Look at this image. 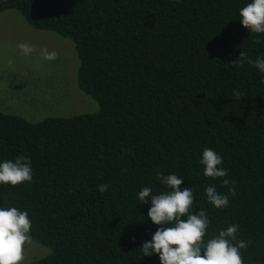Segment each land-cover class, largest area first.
<instances>
[{
    "label": "trees",
    "instance_id": "16d2710c",
    "mask_svg": "<svg viewBox=\"0 0 264 264\" xmlns=\"http://www.w3.org/2000/svg\"><path fill=\"white\" fill-rule=\"evenodd\" d=\"M250 2L0 0V11L72 41L76 86L97 105L36 122L0 111V162L28 156L33 170L31 182L0 184V207L27 211L31 240L49 249L27 264H160L140 250L160 226L150 199H138L143 187L170 190L158 173L193 189L192 212L211 221L205 241L236 223L251 242L245 264H264V73L232 63L240 51L264 58V33L239 16ZM205 147L226 177H205ZM99 184L110 187L101 194ZM209 185L228 207L208 202Z\"/></svg>",
    "mask_w": 264,
    "mask_h": 264
},
{
    "label": "clouds",
    "instance_id": "9594fccd",
    "mask_svg": "<svg viewBox=\"0 0 264 264\" xmlns=\"http://www.w3.org/2000/svg\"><path fill=\"white\" fill-rule=\"evenodd\" d=\"M239 16L242 25L251 33H264V0H251L246 6L240 8ZM23 55H29L36 49L33 45L21 42L17 45ZM41 55L45 60L57 59L58 53L43 49ZM245 61L264 73V58L257 57L252 60L247 53L240 51L239 58L232 61L236 66H243ZM233 98L241 99L239 91H233ZM204 166L205 177L222 178L228 175V169L219 167L223 158L215 150L205 147L199 161ZM31 158L17 156L14 161L0 162V184L18 186L31 182L33 170ZM170 190L160 194L151 195L152 189L143 187L138 193L140 202L148 203L150 220L160 227L153 233L150 241L142 244L143 255H159L160 264H245L241 249H246L251 243L238 238L239 225L232 223L221 229L218 235L205 241L208 227L211 223L206 211L201 208L193 213L194 191L185 187L180 189L182 179L176 174L164 176L158 173ZM234 181L223 179V186L228 192L236 195V189L230 185ZM109 184H99L98 191L103 194ZM207 200L216 208H226L229 205L227 194L217 192L215 185L205 189ZM186 217V219H182ZM31 220L27 211L17 207H0V264H21L24 260V248L30 242Z\"/></svg>",
    "mask_w": 264,
    "mask_h": 264
},
{
    "label": "rangeland",
    "instance_id": "374dc122",
    "mask_svg": "<svg viewBox=\"0 0 264 264\" xmlns=\"http://www.w3.org/2000/svg\"><path fill=\"white\" fill-rule=\"evenodd\" d=\"M21 42L35 47L23 55ZM58 53L48 61L41 52ZM76 57L70 39L53 32L30 27L13 9L0 11V111L36 122L50 116L91 113L96 103L76 86ZM47 247L30 240L24 248L21 264L43 257Z\"/></svg>",
    "mask_w": 264,
    "mask_h": 264
}]
</instances>
